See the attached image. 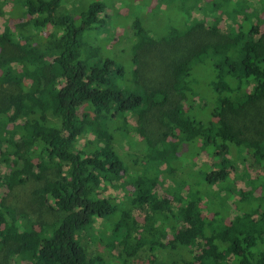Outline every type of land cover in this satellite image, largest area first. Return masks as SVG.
Wrapping results in <instances>:
<instances>
[{
    "label": "trees",
    "instance_id": "1",
    "mask_svg": "<svg viewBox=\"0 0 264 264\" xmlns=\"http://www.w3.org/2000/svg\"><path fill=\"white\" fill-rule=\"evenodd\" d=\"M62 2L24 0L28 19L0 32V164L11 171L0 173V264H112L88 256L84 242L97 238L120 264H264V128L234 122L264 101V23L249 13L256 3L264 12V0H160L161 31L133 19L130 70L93 39L111 21L107 3L95 0L76 16L59 14ZM202 13L210 20L196 18ZM152 51L166 66L155 86L141 70ZM204 64L211 94L193 85ZM151 113L156 134L147 128ZM130 116L137 125H125ZM176 161L187 178L171 173ZM233 171L251 189L239 191L228 221ZM167 180L174 186L159 196ZM28 183L37 185L30 205L51 213L50 222L28 221L17 189ZM211 196L216 209L206 215ZM111 219L104 238L96 225ZM145 246L178 256L136 261Z\"/></svg>",
    "mask_w": 264,
    "mask_h": 264
},
{
    "label": "rangeland",
    "instance_id": "2",
    "mask_svg": "<svg viewBox=\"0 0 264 264\" xmlns=\"http://www.w3.org/2000/svg\"><path fill=\"white\" fill-rule=\"evenodd\" d=\"M95 0H63L60 8H59V14L64 13H72L76 16H78L82 11H84L88 5ZM96 1H103L106 2L108 5V10H106V13L110 16V23L105 28V33H103L101 36L99 34H94L93 39L96 40L99 44L103 46L105 51H108L110 55L114 58H117L121 61H124L126 64H128V70H130L131 67V37L130 34L132 32V23L133 19L142 18L144 21H147V25L154 26L155 28L161 31L160 27L164 26L166 20L164 17H162V13H158V9L156 7L158 5H161V9H165L164 2H160V0H96ZM24 0H7V3H5V6L3 8L5 15L0 16V32H4L7 28L11 29L12 31H15V26L18 22L28 19L27 13L25 12L26 9L23 5ZM160 3V4H159ZM167 10V9H166ZM162 12V11H161ZM254 12L256 14V17L253 18L255 24H263L264 21L260 19H264V12L262 10V7L260 8L258 4L256 3V6L251 7L249 13ZM263 12V13H262ZM167 11H164L163 15H165ZM170 13V12H169ZM173 13V11H172ZM171 13V15H172ZM152 16V17H151ZM207 16V18H206ZM197 19L203 20L207 19L210 20V17L206 14H199L196 16ZM161 23V24H159ZM162 25V26H161ZM220 27L223 29L226 26L225 22H222ZM264 27V26H261ZM109 34V32H111ZM144 56V57H143ZM164 67L166 71V66H164V63L162 62L160 53H156L155 51H152L148 54L143 55L142 54V62H141V70L143 79L145 80L147 85L155 86L159 85L163 82V78H165L164 75ZM210 68L207 65H201L196 67L195 69V78L193 85L195 86L196 90H198L199 94H211V88H210ZM130 74V73H129ZM131 77V74L129 75ZM129 77V78H130ZM211 102V101H210ZM212 103V102H211ZM212 106L209 104V107ZM205 112H207L206 109H204ZM150 119L147 123V128L150 129L151 133L156 134L158 132V123L155 119V115L151 113L149 115ZM235 124L242 128H249L251 126L259 125L260 129L264 128V124L261 123L264 122V101L257 104V106L250 112L236 118L234 120ZM126 126L132 127L137 125L134 116H130L125 123ZM10 128H13V124L9 125ZM93 138V136L91 137ZM118 149L122 152H124L125 161L129 162L128 165L133 167L132 162L130 161V155L128 153H131L127 151L125 142L118 143ZM141 147L140 143L139 145H135L132 150L136 152H140L139 148ZM137 148V149H136ZM183 159H187V154L182 155ZM201 158L197 161L200 162ZM189 163L188 161L186 164ZM181 165V164H180ZM179 162H172L171 168H173V171L171 173H174L177 175V177L183 176V178H187V174L182 175V172L180 173L179 170L177 172V169H180ZM168 167H164V170L166 171ZM176 171V172H175ZM10 169L6 167L3 164H0V173L9 175ZM241 172L233 171L231 174V178L227 185L229 188L233 190L232 195L230 197V200H227V204L229 206V212L227 215L228 221H231L232 218L236 215L237 211L235 209V201L239 199V191H248L251 189L250 183H247V179L240 178ZM252 179L263 175V170H253L252 172ZM170 180H167L166 184H160L156 188V193L159 196L167 195L170 193V190L173 188L174 185H172V182ZM124 185H130L128 187H132L131 180L122 181ZM226 185V186H227ZM37 185L35 183H28L24 188H17L18 192L21 194V198L24 199L25 207L29 209V214L31 215V219L29 218L28 221L35 222L38 219H44L48 222L53 219V215L51 213H44L43 215H39V213L34 210V208L30 205L29 202H33L30 194L31 191H33ZM190 187L187 186V189ZM21 189V190H20ZM20 190V191H19ZM5 192L4 188H0V195H2ZM106 194H111L114 197H118V199L123 200V198L126 197V191L122 188L120 189H114L109 188L106 192ZM223 193L225 196H227V190L224 189ZM213 199L211 196L210 201ZM9 202L10 199H8ZM216 202L211 201V205L207 204V206H203L205 214L212 213L215 209ZM207 208V209H206ZM210 210V212H208ZM24 222V220H23ZM114 222L113 219L111 220H105V221H99L96 225V231L97 233L101 234L100 236L106 238L111 231V225ZM97 233L95 235H97ZM85 249L88 253L89 257H94L95 255H101L106 260L112 262V264H120L117 256L116 251L112 252L109 250V248L106 245V241L103 239H95L94 241L84 242ZM158 256L159 259L163 260L164 262H170L172 259L175 258V256H178V253L170 248H158L155 251H150L149 246H145L144 249H142L138 256L135 257L137 260L146 261L147 258ZM185 255L188 257L189 252H185Z\"/></svg>",
    "mask_w": 264,
    "mask_h": 264
}]
</instances>
